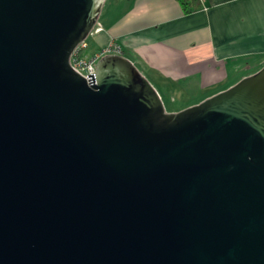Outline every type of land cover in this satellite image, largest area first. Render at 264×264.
I'll use <instances>...</instances> for the list:
<instances>
[{
	"label": "water",
	"instance_id": "95a60500",
	"mask_svg": "<svg viewBox=\"0 0 264 264\" xmlns=\"http://www.w3.org/2000/svg\"><path fill=\"white\" fill-rule=\"evenodd\" d=\"M104 1L0 0V264H264V65L166 112Z\"/></svg>",
	"mask_w": 264,
	"mask_h": 264
},
{
	"label": "crops",
	"instance_id": "0c3cea01",
	"mask_svg": "<svg viewBox=\"0 0 264 264\" xmlns=\"http://www.w3.org/2000/svg\"><path fill=\"white\" fill-rule=\"evenodd\" d=\"M98 19L93 52L118 43L160 96H185L180 108L264 65V0H199L188 12L179 0H109Z\"/></svg>",
	"mask_w": 264,
	"mask_h": 264
},
{
	"label": "built area",
	"instance_id": "2783aa9c",
	"mask_svg": "<svg viewBox=\"0 0 264 264\" xmlns=\"http://www.w3.org/2000/svg\"><path fill=\"white\" fill-rule=\"evenodd\" d=\"M102 29H103V26L98 19L93 29L89 33V35L97 33L101 31ZM87 47H88V42L85 38L74 48V50L72 51L70 55L71 66L85 78H87V74L93 73V71L95 70V64L105 54H122L123 55L122 47L114 41H111L110 43L102 46L98 51L94 52L92 55L88 57L84 55V49Z\"/></svg>",
	"mask_w": 264,
	"mask_h": 264
},
{
	"label": "rangeland",
	"instance_id": "374dc122",
	"mask_svg": "<svg viewBox=\"0 0 264 264\" xmlns=\"http://www.w3.org/2000/svg\"><path fill=\"white\" fill-rule=\"evenodd\" d=\"M109 0H105L104 3L108 2ZM86 40L88 42V47L84 49V55L85 56H90L92 55L93 52V43H92V35H88L86 37ZM241 79V78H240ZM188 99H190V94L186 95ZM161 100L162 103L164 105V109L166 112H175L178 110H181L183 108H180L181 106H183V102H184V97L185 96H179V95H171V94H162ZM193 105V104H192ZM188 107V106H186ZM185 108V107H184Z\"/></svg>",
	"mask_w": 264,
	"mask_h": 264
},
{
	"label": "trees",
	"instance_id": "16d2710c",
	"mask_svg": "<svg viewBox=\"0 0 264 264\" xmlns=\"http://www.w3.org/2000/svg\"><path fill=\"white\" fill-rule=\"evenodd\" d=\"M184 8V11L185 12H188L190 11V6H191V3H195L197 4L199 0H190V3L188 2V0H179Z\"/></svg>",
	"mask_w": 264,
	"mask_h": 264
}]
</instances>
